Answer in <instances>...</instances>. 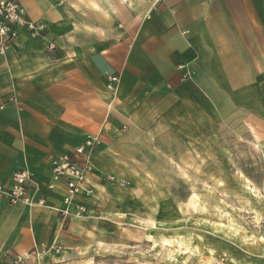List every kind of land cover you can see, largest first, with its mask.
<instances>
[{"label": "crops", "instance_id": "crops-1", "mask_svg": "<svg viewBox=\"0 0 264 264\" xmlns=\"http://www.w3.org/2000/svg\"><path fill=\"white\" fill-rule=\"evenodd\" d=\"M17 1L45 33L21 30L0 55V185L27 169L41 189L32 198L44 204L0 199V264L89 232L88 216L62 218V188L46 189L50 156L99 134L95 188L140 169L160 132L200 137L192 133L207 110L220 113L236 93L250 105L255 91L264 97V0H163L153 9L150 0ZM82 195L73 205L89 214Z\"/></svg>", "mask_w": 264, "mask_h": 264}, {"label": "rangeland", "instance_id": "rangeland-1", "mask_svg": "<svg viewBox=\"0 0 264 264\" xmlns=\"http://www.w3.org/2000/svg\"><path fill=\"white\" fill-rule=\"evenodd\" d=\"M259 94L254 105L236 93L220 113L207 110L204 128L200 123L192 133L200 137L160 132L151 153L140 155V169L120 180L104 176L113 179L98 181L91 196L83 193L89 214L68 207L64 220L88 216V233L74 230L12 264H264Z\"/></svg>", "mask_w": 264, "mask_h": 264}, {"label": "built area", "instance_id": "built-area-1", "mask_svg": "<svg viewBox=\"0 0 264 264\" xmlns=\"http://www.w3.org/2000/svg\"><path fill=\"white\" fill-rule=\"evenodd\" d=\"M121 1L126 2L125 0ZM150 1V8L153 9L163 0ZM21 30H25L32 37L42 38L45 33V26L29 19L17 0H0V55L7 52ZM48 49L53 50L54 45L49 44ZM181 68L180 66L179 69ZM190 74L186 72V78H189ZM117 83L118 78L111 76L106 87L112 91ZM99 141V134H88L80 145L63 154L50 156L48 159L50 180L46 184V189L51 191L57 187L62 188V202L65 209L60 213L63 219L70 215L68 207L74 203L79 193L91 196L94 192V186L88 179L94 170L92 158ZM103 179L110 181L113 178L103 177ZM40 190V185L36 182L34 175L27 169H21L12 175L10 185L7 188L0 185V199L5 198L10 206L34 207L43 205V198L39 197L37 201L32 198V196L38 195ZM82 210V207H77V214ZM17 259L20 260L19 257Z\"/></svg>", "mask_w": 264, "mask_h": 264}]
</instances>
